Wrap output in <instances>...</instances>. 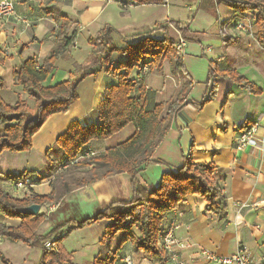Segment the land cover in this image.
I'll use <instances>...</instances> for the list:
<instances>
[{
  "label": "crops",
  "instance_id": "1",
  "mask_svg": "<svg viewBox=\"0 0 264 264\" xmlns=\"http://www.w3.org/2000/svg\"><path fill=\"white\" fill-rule=\"evenodd\" d=\"M15 2L17 14L23 20L14 18L0 20V77L5 82L0 95L10 105H15L19 98L27 101L29 106L30 102H34L24 92L23 86L18 84L14 73L27 59L35 58L42 63L53 49L63 20L44 12L51 6L57 5L62 14L74 23L73 29L77 28L78 33L73 51L56 62L54 72L45 82V86H55L65 81L75 64L85 63L92 49L90 39L107 25L114 28L113 42L119 49H126L146 36L161 38L162 29L167 27H170V33L176 41L180 37L186 39L170 25L171 20L187 22L185 15L180 13L182 9L178 11L179 13L174 11V8L168 9L167 0L163 4L142 5L121 0H15ZM207 5L209 3L205 6ZM189 7L191 9V6ZM250 15L256 19V13L246 14ZM232 17L233 11L230 8L224 4H217L215 13L201 9L191 22L190 30L196 35L193 39L200 47L197 44L191 45V52L187 54V43L182 58L185 71L193 82L192 87L185 103L177 110L169 131L155 150L152 156L153 163L148 166L142 165V170L138 174V179L144 187H158L168 169L177 171L182 166L183 157L189 154L193 145L195 163H214L218 167L216 179L228 201L225 218L220 220L206 212L207 203L204 198L192 195L187 199L186 205L179 211L170 213L164 223L163 228L176 225L177 237L186 244L181 253L185 264H217L204 257L203 252L229 256L236 253L240 247H246L256 263L264 264V62L261 63L255 55H250L248 50L245 51V48H248L249 37L235 28L237 21L240 20L224 25ZM241 21L246 23L245 20ZM257 30L255 21L253 38ZM216 36L221 43L219 46L213 44V47L210 43L217 42ZM254 41L264 51L255 38ZM243 51L245 57L241 55L243 60H240L238 54ZM228 56L231 57L230 62ZM68 57H72L71 60ZM125 61V56L114 53L112 57L114 67H119ZM211 61L220 70L229 68L237 70L258 85L262 93L253 95L232 81L219 78L216 80L218 87L216 97L198 110L194 103H200L209 91L207 82ZM166 72L164 75L155 71L150 72L145 76V86L157 94L168 91L172 85L168 81L171 78ZM137 75V71H134L131 78ZM115 84L117 80L106 73V67L102 69L94 67L78 85V100L67 112L50 116L34 135L31 151L16 154L3 152L0 155V183L4 189L9 193H16L14 181L10 178L20 176L22 171H32L35 174L30 177L35 180L44 177L41 183L36 184L33 192L38 195L51 193L50 161L59 159L62 155L56 146L57 139L68 131L73 122H79L84 127L100 125L98 106L105 99V90ZM254 124L260 126L258 131L260 147L240 149L236 142L237 138ZM135 132L133 126L127 140ZM112 139L113 137L95 140L90 144L95 152L100 154L125 142L109 143ZM57 153L61 154L58 158ZM87 170L89 169H83ZM130 178L128 173H120L71 192L65 196L66 201L62 203L57 219L59 222L75 219L74 215L83 219L106 209L115 201L131 200ZM42 208L44 207H41L40 212ZM20 222V219L0 215V223L8 227H17ZM99 223L86 228L97 230L99 233L97 239L100 242L108 222ZM52 228L54 226L48 228V231ZM3 240L0 238V242ZM119 253L131 256L134 264H161L142 253L136 254L131 242L125 244ZM117 264L123 263L118 261ZM166 264L171 263L168 261Z\"/></svg>",
  "mask_w": 264,
  "mask_h": 264
},
{
  "label": "trees",
  "instance_id": "2",
  "mask_svg": "<svg viewBox=\"0 0 264 264\" xmlns=\"http://www.w3.org/2000/svg\"><path fill=\"white\" fill-rule=\"evenodd\" d=\"M142 5L148 3L163 4L166 0H121ZM198 3V10L204 9L215 13L217 4H224L233 11V17L224 24L236 20H243L247 13H256L258 30L256 41L264 48V0H191ZM205 6L206 4H208ZM44 12L58 20H63L57 32V39L49 55L39 63L31 58L23 61L14 75L18 84L23 86L24 92L35 102L31 108L27 101L18 99L15 105L8 104L0 95V155L5 152H29L33 148V137L53 114L67 112L70 106L78 100L77 88L80 82L94 67H106V73L117 80V84L105 90V99L98 106L100 125L82 126L73 122L68 131L61 135L56 146L63 152L62 161L51 160L49 172L57 177L63 174V162L75 160L88 151H95L91 142L107 140L130 125L136 129L135 134L117 147L109 148L104 153L84 158L76 165H71L64 172L72 174L69 179L52 183V192L48 195H38L32 192L30 197H13L0 183V215L20 219L22 225L18 228L8 227L0 223V237L13 242H23L31 249L42 251L40 264H72L66 260L61 252L47 250L46 241L59 246L64 240L62 231L69 227V233L76 229H83L96 223L107 221L105 234L99 242V253L91 264H117L127 254L119 253L128 242L132 243L136 254L161 264L168 262V254L159 248L158 240L168 215L179 211L186 205L192 195L204 198L207 203L206 212L218 219L225 218L228 211V201L222 186L216 179L218 167L214 163L197 164L194 162V145L188 155L183 157V164L177 170L168 169L162 177L158 187H144L138 174L141 166L153 163L152 156L170 129L171 122L177 110L185 103L193 82L187 75L183 58L176 50L177 41L170 33V27L163 28L161 38L146 36L126 49H119L113 42L114 28L107 25L95 37L90 39L92 46L89 59L82 64H75L68 78L55 86H45V82L52 76L56 62L68 55L74 47L78 30L73 29L74 23L66 18L57 6L46 8ZM192 19L187 22L171 20L170 25L176 29L187 41H194L190 30ZM118 53L126 57V61L119 67H114L112 57ZM68 59L71 60L70 57ZM173 77L184 78L179 98L174 103L166 101L156 103L157 93L149 90L144 83L145 76L152 71L165 74L166 65ZM208 76L209 91L200 103L194 106L201 110L213 101L217 94L219 78L232 81L239 88L247 90L253 95H260L262 89L235 69L220 70L211 61ZM134 71L138 75L131 78ZM96 72V71H95ZM94 72V73H95ZM5 82L0 77V90ZM165 113V115H164ZM91 168L88 172L75 175V172ZM61 169V170H60ZM130 175L132 198L128 201H115L97 214L83 218L65 220L51 229L45 235H38L37 231L46 220L45 213L29 216L20 209L31 205L41 207L53 202H60L64 196L101 179L120 174ZM35 172L25 171L23 175L10 178L15 182L24 178H31L34 184L41 183L44 177L35 180L30 177ZM55 180V181H56ZM13 183V184H14ZM136 230V232L134 231ZM3 264H12L0 251Z\"/></svg>",
  "mask_w": 264,
  "mask_h": 264
},
{
  "label": "rangeland",
  "instance_id": "3",
  "mask_svg": "<svg viewBox=\"0 0 264 264\" xmlns=\"http://www.w3.org/2000/svg\"><path fill=\"white\" fill-rule=\"evenodd\" d=\"M113 1H116V0H113ZM196 1H198V0H196ZM189 3H191L192 5H189ZM180 4H181V6H180ZM189 6H191V9ZM166 7L168 9L174 8L173 10L176 12L181 11V9H182V11L180 13L185 15L186 21H188V19H192V16L194 15V13L196 16V14L199 11L197 9L198 3L191 2V0H168ZM178 7H181V8L178 9ZM195 16H194V18H195ZM243 20H245L247 25L248 24L250 25V28H248V29L246 28L243 31L244 34H246V37H249V38H247L249 41L248 42L249 43L248 48L246 47L245 51L248 50L250 55H252V54L255 55L259 60H261V63H263L264 62V51H262L261 48L259 46H257V44L255 43V41H254L255 37L254 38L252 37V31L254 29V24H255L256 19L254 16L250 15V16H246ZM237 22H240V21H237ZM253 22H254V24H253ZM240 32H242V31H240ZM253 35L255 36V34H253ZM216 39H217L216 43H210L213 47H214L213 44H215V46H219L221 43L218 36H216ZM187 43H188L187 54H190L191 45L197 44V43H195L193 41H187ZM203 46H206V45H203ZM72 51L73 50H71L70 52H72ZM243 53H244V51L239 52V54H238L240 60H243L241 58L242 56L245 57V55ZM200 56H202V55H200ZM234 57H237V56H234ZM70 58H72V57H70ZM227 58H228V61L230 62L231 60L229 58H231V57L228 56ZM230 67H231V63H230ZM166 71H167L166 73L171 78V80L168 79V81H170L172 87L168 91H166L162 94H160V93L157 94V97H156V103L157 104L164 102V101H166L168 103H174L179 98V93H180V90H181L183 83H184V78H181V80H178L172 76V74L169 71L168 64H167ZM160 82L162 83V81H160ZM34 105H35V102H33V101L30 102L31 108H33ZM164 115H165V113H164ZM132 129H133V125H130L124 132H121L118 135L114 136L113 139L109 141V143L116 142V141H119V142L126 141L128 138V135L132 132ZM58 152H62V151L60 150ZM60 155L61 154L57 153L56 157L58 158ZM62 159H64L63 152H62L61 157L59 159H54V161L55 160H57V161L61 160L62 161ZM86 169H91V168H86ZM62 171H63V174L58 181L56 180L58 176L56 177L55 174L54 175L51 174V176H50V177H52V179H50L51 184L54 183L55 185L56 184L60 185L59 182L64 181V179H66V178L69 179V177L72 175L71 173L68 174V173L64 172V170H62ZM86 172H88V170L87 171H83V170L80 171L79 170V171L75 172V175H81V174L86 173ZM23 173L24 172L22 171V172H20L19 175H23ZM35 187H36V185L33 187V190L35 189ZM10 194L16 198L27 197V195H25L22 191H16V193L12 192ZM65 201L66 200H65V196H64L60 202H53V203H49V204H46L45 206H43L44 208H42L41 212L45 213L47 218L41 224V226L38 228V231H37L38 235H45L46 233L49 232L48 228H50L51 226L56 227L58 224L63 222V221L59 222V220L57 219L58 218L57 214L59 213V209H61L62 203ZM76 216L74 215L75 220H77V221L82 220L81 218H78V217L76 218ZM52 220H53V222H52ZM66 220H70V219H66ZM21 225H22V221L20 222V224L17 227H12V228H18ZM89 227H91V226H89ZM68 228L69 227L67 226L62 231L64 240L62 241V243L59 246H56L51 241H46L44 244L45 248L47 250H51V251L58 249L61 252L62 256L66 260L71 261L72 264H91L99 253V241L97 239L98 238L97 236L99 234L98 231L95 230L94 228L93 229L83 228V229H76V230L72 231V233H69ZM134 231L136 232V230H134ZM3 239L4 240L0 242V251L4 254V256L12 264H40L41 263V259H42V251L41 250L31 249L30 247L25 245L23 242H13L7 238H3ZM0 264H3L1 259H0Z\"/></svg>",
  "mask_w": 264,
  "mask_h": 264
},
{
  "label": "built area",
  "instance_id": "4",
  "mask_svg": "<svg viewBox=\"0 0 264 264\" xmlns=\"http://www.w3.org/2000/svg\"><path fill=\"white\" fill-rule=\"evenodd\" d=\"M168 1V0H167ZM14 18L15 20H23L21 16H18L16 11V2L15 0H0V20ZM248 25L240 20L235 25V28L239 31H244ZM187 49L186 39L180 37L177 40L176 50L179 56H184V53ZM259 124H254L249 127L246 131L237 138V145L240 149L247 147H260L261 140L258 136ZM97 154L95 151H88L84 155L78 156L75 160L70 162H63L62 168L65 170L71 165L78 164L84 158H89ZM35 186L31 178L20 179L13 184V187L16 191H22L27 197H30L33 192V187ZM177 227L176 225H170L167 228H164L158 240L159 248L166 251L168 254V261L171 264H185L181 253L182 250L186 248V244L181 241L176 235ZM204 257L208 260L216 262L217 264H258L256 263L249 250L246 247H240L236 253L229 256H218L210 252H203ZM123 264H134L131 256L126 255L124 258H121Z\"/></svg>",
  "mask_w": 264,
  "mask_h": 264
},
{
  "label": "water",
  "instance_id": "5",
  "mask_svg": "<svg viewBox=\"0 0 264 264\" xmlns=\"http://www.w3.org/2000/svg\"><path fill=\"white\" fill-rule=\"evenodd\" d=\"M40 209H41L40 205H31L20 209V212L24 215L35 216L40 213Z\"/></svg>",
  "mask_w": 264,
  "mask_h": 264
}]
</instances>
